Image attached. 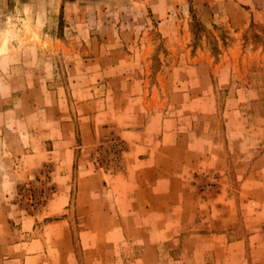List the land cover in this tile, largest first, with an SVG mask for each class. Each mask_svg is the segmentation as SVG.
Wrapping results in <instances>:
<instances>
[{
    "label": "rangeland",
    "instance_id": "rangeland-1",
    "mask_svg": "<svg viewBox=\"0 0 264 264\" xmlns=\"http://www.w3.org/2000/svg\"><path fill=\"white\" fill-rule=\"evenodd\" d=\"M0 264H264V0H0Z\"/></svg>",
    "mask_w": 264,
    "mask_h": 264
}]
</instances>
